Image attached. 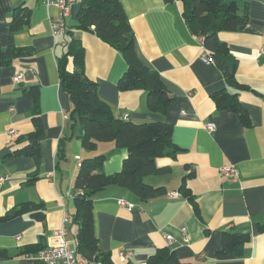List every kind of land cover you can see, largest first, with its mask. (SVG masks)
<instances>
[{
    "label": "crops",
    "instance_id": "obj_1",
    "mask_svg": "<svg viewBox=\"0 0 264 264\" xmlns=\"http://www.w3.org/2000/svg\"><path fill=\"white\" fill-rule=\"evenodd\" d=\"M80 1L75 0L64 20L71 29L69 36L54 37L50 20L58 14L56 7L43 0H0V48L33 50L31 57L0 68V176L7 179L0 187V252L4 253L0 264H35L25 254L53 242L52 232L61 226L64 214L69 217L66 240L75 251L78 227L70 220L78 161L103 154V172L113 175L126 157V149L113 142L84 151L77 138L79 126L62 116L70 114L71 104L60 87L57 60L70 38L84 48V72L114 116L128 113L134 124L165 122L172 126V142L180 148L174 159L169 155L156 159L162 172L143 178L146 185L161 189L153 199L142 201L115 185L93 196L94 236L100 251L109 254L114 264H122L119 252H131L125 261L129 264H145L161 248L190 264H264V57L260 54L264 0H237L241 11L246 8V24L235 32L217 33L236 60L234 78L243 89L228 86L213 60L211 64L201 60V46L182 19L178 0H119L134 34L137 58L159 74L173 96L165 114L147 108L143 91H119L124 59L97 35L74 29ZM21 2L32 12L29 27L13 33L6 24ZM20 72L23 78L16 83L14 76ZM33 87L38 90L43 127L37 172L29 156L6 158L26 143L17 145L16 137L34 130L30 121L34 101L25 93ZM221 90L237 95L249 118L248 128L234 113L215 107L212 95ZM206 124L214 130L208 132ZM228 165L238 169L237 182L220 173L219 168ZM31 176L37 181L27 185ZM184 177L198 213L179 191ZM119 200L132 208L120 206ZM27 201L42 204L43 220L27 213L4 219L5 212ZM223 233L247 234L241 256L219 255ZM167 235L172 238L166 240Z\"/></svg>",
    "mask_w": 264,
    "mask_h": 264
},
{
    "label": "trees",
    "instance_id": "obj_2",
    "mask_svg": "<svg viewBox=\"0 0 264 264\" xmlns=\"http://www.w3.org/2000/svg\"><path fill=\"white\" fill-rule=\"evenodd\" d=\"M178 2L183 8L181 16L187 28L195 36H203L208 56L221 70L227 85L235 89L245 88L235 80L236 60L229 54L226 43L217 38V33L235 32L244 27L247 22L246 8L241 11L237 0H178ZM78 10L77 25L74 29L97 35L124 59L125 70L117 82L119 91L141 90L145 93L147 108L155 113L165 114L173 101V96L160 80L159 74L146 68L137 58L134 34L119 0H81ZM31 13V9L24 3L17 4L12 10L11 19L6 24L10 32L18 33L29 27ZM70 33L71 29H67L65 37ZM65 48L66 52L57 60V73L60 87L71 104L68 119L72 125L79 126L77 138L80 139L83 150L94 151L100 142H113L116 147L126 149V157L119 172L105 175L103 164L106 156L93 155L79 162L74 180V213L70 220L71 224L78 227L74 253L77 258L85 257L101 264H114L109 254L100 251L94 236L93 196L106 187L115 185L128 189L142 201L153 199L161 189L146 185L143 178L162 172L163 170L156 164V159L167 155L174 159L180 148L173 144L172 126L165 122L134 124L116 118L109 106L98 97L95 82L84 72V48L73 38L65 41ZM32 54L33 50L30 47L0 48V68L7 67L16 59L31 57ZM25 93L34 101L30 119L34 130L16 137L17 145L26 143L21 148L11 150L6 158L29 156L34 160L37 172L41 153L39 140L43 132L38 112V90L33 87ZM212 99L217 109L229 110L240 119L244 127H249V118L239 105L236 94L221 90L213 93ZM186 177L182 179L179 191L198 213L194 197L184 184ZM36 181L37 177L31 176L26 184L32 185ZM41 207L40 203L27 201L5 212L3 217L9 220L27 213L37 221L43 220ZM247 240V234L223 233L219 255L241 256L243 245ZM3 255V251L0 252V256ZM145 262V264H190L179 261L174 252L166 248L157 249Z\"/></svg>",
    "mask_w": 264,
    "mask_h": 264
},
{
    "label": "built area",
    "instance_id": "obj_3",
    "mask_svg": "<svg viewBox=\"0 0 264 264\" xmlns=\"http://www.w3.org/2000/svg\"><path fill=\"white\" fill-rule=\"evenodd\" d=\"M46 5H53L57 8L58 14L56 17L50 20L51 24V32L54 37L57 36H65L67 27L64 22L65 18L69 16L70 8L75 3V0H43ZM203 36H197V42L200 44L202 53H201V60L206 64H211L212 58L208 56L205 46L203 43ZM260 54L264 57V46L260 50ZM14 81L19 83L23 76L20 72L19 74L14 76ZM63 118L68 119L69 114L63 112ZM128 113H124L121 116V120H128ZM205 129L208 132H212L214 130L213 126L210 124L205 125ZM78 165H80L78 161ZM220 173L226 178L230 179L231 181L237 182L239 180V171L234 165L222 166L219 168ZM5 176H0V187L6 181ZM172 196H176V193H172ZM118 204L123 207H127L128 209L132 208L131 204H127L123 200H119ZM69 222V217L64 214L61 226L54 230L51 235L52 243L40 248L35 253H28L25 254V259L35 264H101L95 260H89L85 257L77 258L76 253L70 248L68 240H66L67 235V227L66 225ZM180 234L183 236L184 241H187L186 229L181 227L179 230ZM19 237H16L18 239ZM172 236L167 235L166 240H170ZM131 252H119L118 258L120 262H125L130 257Z\"/></svg>",
    "mask_w": 264,
    "mask_h": 264
}]
</instances>
